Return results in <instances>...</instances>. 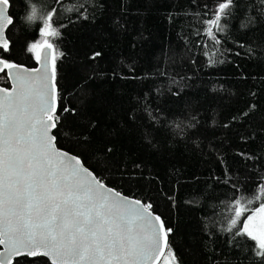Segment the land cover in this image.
<instances>
[{"label": "trees", "instance_id": "obj_1", "mask_svg": "<svg viewBox=\"0 0 264 264\" xmlns=\"http://www.w3.org/2000/svg\"><path fill=\"white\" fill-rule=\"evenodd\" d=\"M220 2L10 0L3 58L28 67V46L45 39L40 16L57 9L60 35L47 38L57 57L56 145L152 205L172 229L173 264H264L255 241L225 231L233 197L254 198L264 185V0H233L214 44L205 21ZM33 4L37 19L27 22ZM0 86L9 87L2 73Z\"/></svg>", "mask_w": 264, "mask_h": 264}, {"label": "snow or ice", "instance_id": "obj_2", "mask_svg": "<svg viewBox=\"0 0 264 264\" xmlns=\"http://www.w3.org/2000/svg\"><path fill=\"white\" fill-rule=\"evenodd\" d=\"M232 4L233 0H222L213 18L205 21V35L214 44L220 43L216 32L223 31L221 20ZM9 7L10 0H0V73L12 83L10 90L0 88V264L40 256L51 264H152L162 247L171 251L172 229L153 214L150 203L106 186L79 157L56 147L52 130L59 123L57 57L52 56L49 76L47 57L53 44L47 38L60 35L54 27L57 9L40 16V35L45 39L31 43L27 51L41 62V52L36 50H42L43 68L30 71L3 58L10 51L5 35L13 23ZM25 19H37L34 4ZM259 191L261 195L251 199L233 197L227 206L232 215L225 231L235 230L236 236L255 241V255L264 257V220L259 228L253 227L258 215L264 217V202L241 220L255 200L264 198V185Z\"/></svg>", "mask_w": 264, "mask_h": 264}, {"label": "water", "instance_id": "obj_3", "mask_svg": "<svg viewBox=\"0 0 264 264\" xmlns=\"http://www.w3.org/2000/svg\"><path fill=\"white\" fill-rule=\"evenodd\" d=\"M37 51H40L41 52V56H42V61L41 62H37V60H36V65L34 66V67H28V66H25V65H21V64H18V65H21V66H23V68H26V69H28V70H33V69H42L43 68V52H42V50H40V49H37ZM52 56H53V53H52V49L51 50H49V53H48V57H47V67H48V73H49V76H51V74H52ZM8 78V77H7ZM8 81H9V87H2V86H0V88H8L9 90L11 89V87H12V83H11V81L8 79ZM56 147L59 149V150H62V151H64V152H67V153H69L70 155H74V154H72V153H70V152H68V151H66V150H64V149H62V148H60V147H58L57 145H56ZM76 156V155H75ZM78 157V156H77ZM85 166V165H84ZM86 167V166H85ZM90 170V169H89ZM107 186V185H106ZM109 187V186H108ZM110 188H112V187H110ZM113 190H115L114 188H112ZM115 191H117V190H115ZM119 192V191H118ZM122 194V193H121ZM123 196H126V197H128V198H130V199H136V198H134V197H130V196H127V195H124V194H122ZM137 200H140V199H137ZM141 201V200H140ZM153 214L154 215H157L156 213H154L153 212ZM159 216V215H158ZM165 251H166V248H163L162 247V249H161V252L160 253H158V255H157V257H156V259L155 260H153L152 261V264H158L159 263V261L161 260V258H162V256L164 255V253H165ZM47 258V257H46ZM48 259V258H47ZM48 261L50 262V260L48 259ZM51 263V262H50Z\"/></svg>", "mask_w": 264, "mask_h": 264}, {"label": "rangeland", "instance_id": "obj_4", "mask_svg": "<svg viewBox=\"0 0 264 264\" xmlns=\"http://www.w3.org/2000/svg\"><path fill=\"white\" fill-rule=\"evenodd\" d=\"M259 207H260V205L258 207H256L255 209H257ZM254 210H252L249 214H247L243 219H246L249 215H251ZM262 220H264V217H261L258 215L256 220L253 221L254 230L260 227ZM167 252L165 251L164 255L162 256V258L158 264H173L172 258H171V256H169V254Z\"/></svg>", "mask_w": 264, "mask_h": 264}]
</instances>
